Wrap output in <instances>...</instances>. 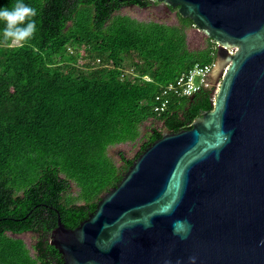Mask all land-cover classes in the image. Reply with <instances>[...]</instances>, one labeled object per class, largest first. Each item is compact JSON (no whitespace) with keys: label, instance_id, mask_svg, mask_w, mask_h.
<instances>
[{"label":"trees","instance_id":"obj_1","mask_svg":"<svg viewBox=\"0 0 264 264\" xmlns=\"http://www.w3.org/2000/svg\"><path fill=\"white\" fill-rule=\"evenodd\" d=\"M23 2L38 10L30 41L6 42L0 22V264H65L51 243L59 216L77 227L164 124L188 129L214 109L205 86L156 106L195 63L215 64L217 47L211 39L189 47L190 17L170 23L123 11L148 0ZM124 143L137 152L114 149Z\"/></svg>","mask_w":264,"mask_h":264},{"label":"water","instance_id":"obj_2","mask_svg":"<svg viewBox=\"0 0 264 264\" xmlns=\"http://www.w3.org/2000/svg\"><path fill=\"white\" fill-rule=\"evenodd\" d=\"M155 1L217 42L214 109L164 124L77 227L59 216L51 243L65 264H264V0Z\"/></svg>","mask_w":264,"mask_h":264},{"label":"clouds","instance_id":"obj_3","mask_svg":"<svg viewBox=\"0 0 264 264\" xmlns=\"http://www.w3.org/2000/svg\"><path fill=\"white\" fill-rule=\"evenodd\" d=\"M37 15L38 10L25 4L23 0H16L14 4L0 8V22L4 24L2 30L4 40L14 44L30 41L38 30L35 20ZM190 260L195 264V257H190Z\"/></svg>","mask_w":264,"mask_h":264},{"label":"rangeland","instance_id":"obj_4","mask_svg":"<svg viewBox=\"0 0 264 264\" xmlns=\"http://www.w3.org/2000/svg\"><path fill=\"white\" fill-rule=\"evenodd\" d=\"M123 11L130 12L131 14L136 15L140 18H152V19L164 20L170 23L176 21V16L174 14L170 16H164L163 12H160L154 6H150L149 8H142L141 6L137 4H132V5H128L124 7ZM206 39H207V35L203 31L198 30L196 27H192L189 30L188 42H189V47L191 49H198V48L203 47L205 45L203 44V41ZM199 81H200V77H197L195 79V82L198 83ZM210 82H211L212 88H214V94H216L222 82V76L220 74L219 66L214 68L210 76ZM160 125H162V123ZM114 149L115 150L124 149L126 150L128 155L133 156L137 152L138 147H133L132 145L128 143H124V144L117 145L116 147H114ZM21 236L25 238L28 242H31L32 240V233H25Z\"/></svg>","mask_w":264,"mask_h":264},{"label":"built area","instance_id":"obj_5","mask_svg":"<svg viewBox=\"0 0 264 264\" xmlns=\"http://www.w3.org/2000/svg\"><path fill=\"white\" fill-rule=\"evenodd\" d=\"M230 52L234 53L235 48L230 49ZM214 65L215 64H201L197 62L188 71L182 73L175 81L167 84L157 97L160 102L156 106V109L160 111L165 110L168 99H164V97L171 93L179 96H190L204 86L211 87L210 76L213 72ZM197 77H200L198 83L195 82Z\"/></svg>","mask_w":264,"mask_h":264},{"label":"flooded vegetation","instance_id":"obj_6","mask_svg":"<svg viewBox=\"0 0 264 264\" xmlns=\"http://www.w3.org/2000/svg\"><path fill=\"white\" fill-rule=\"evenodd\" d=\"M145 1V0H143ZM150 3V6H154L155 8H157L160 12H163L164 16H170L172 14H174L175 16L178 13V8L177 7H170L168 6L164 1L161 2H156L155 0H148ZM150 6H148L147 8H149ZM208 39H211V41L218 45L217 42L215 40H213L211 37L207 36V39L203 41V44H206V42L208 41ZM212 87V86H211Z\"/></svg>","mask_w":264,"mask_h":264}]
</instances>
